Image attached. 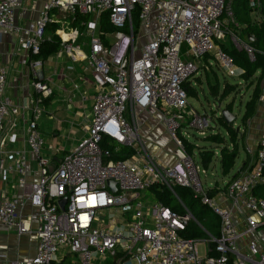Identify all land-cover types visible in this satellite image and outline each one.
I'll list each match as a JSON object with an SVG mask.
<instances>
[{
    "label": "built area",
    "instance_id": "obj_1",
    "mask_svg": "<svg viewBox=\"0 0 264 264\" xmlns=\"http://www.w3.org/2000/svg\"><path fill=\"white\" fill-rule=\"evenodd\" d=\"M21 2L0 0V43L4 36L16 37L22 64L35 72L40 63L30 58L39 55L47 29L56 25L61 50L87 62L97 93L87 136L55 166L42 154L45 144L37 122L26 123L27 152L39 173L35 182L26 184L24 152H7L0 159V182L13 181L14 188H22L20 197L12 192L2 197L0 227L36 241L32 257L9 264H62L67 255L80 264H264L259 233L264 228V199L253 194L264 185V128L253 166L224 188L231 208L211 197L212 189L203 180L205 170L184 154L187 121V128L200 132L211 128L204 116L191 113L187 119L184 85L198 75L197 62L210 55L227 76L240 78L243 72L237 73L232 58L216 46L226 37L253 60V50L227 27L238 24L226 0H45L38 18L23 27L16 24L25 13ZM248 8L260 13L259 0H248ZM82 16L89 19L82 21ZM103 16L113 33L100 29ZM78 19L84 34L70 26ZM81 36L88 39L85 55L77 44ZM32 86L36 104L51 96L48 85ZM129 111H135L132 117L145 111L158 113L177 150L175 156L178 151L184 155L173 165L156 163L147 151L148 140L128 120ZM17 114L18 107L6 93L5 71L0 69V132L4 119ZM7 143L15 144L16 136L10 135L0 146ZM121 148L131 150V155L113 160ZM109 181L115 183V193ZM155 185L172 193L173 188L191 190L193 199L218 218L219 235L204 232L201 240L185 237L188 224L195 222L188 210L180 214L154 198L141 199L142 192ZM26 204L36 212L35 228L23 214ZM240 207L245 216L239 227L234 208ZM199 245L204 247L203 256L197 252Z\"/></svg>",
    "mask_w": 264,
    "mask_h": 264
},
{
    "label": "crops",
    "instance_id": "obj_2",
    "mask_svg": "<svg viewBox=\"0 0 264 264\" xmlns=\"http://www.w3.org/2000/svg\"><path fill=\"white\" fill-rule=\"evenodd\" d=\"M44 1L45 0H22L21 3L23 8L25 9V13L22 17L16 20V24L23 27L28 23L34 22L39 16V11L41 10ZM226 1L230 4L232 0ZM229 4L227 3V6H229ZM261 15V12L257 14L250 11L251 22L256 25L260 24L262 21H264V19H262L264 15ZM78 26L76 25L74 26V28L78 29L79 32H82V34H84V30L81 27L79 28ZM149 31L153 33L154 26H152ZM50 34L54 35V32ZM47 36L46 40L50 38V35ZM82 39H84L87 43L88 39L85 36H81L77 42V44L80 45L81 52L83 53V55H85L88 52V44L82 41ZM16 45L17 40L14 36H4L1 39L0 69H3L5 71L6 93L9 95L12 104L18 107V114L16 116H7L4 119L3 130L0 132V143L2 140H7L10 135L16 136V143L13 145L7 143L5 147L0 146V159H4L7 152H24L28 161L25 181L26 184L29 185L38 179L39 173L35 161L27 152L24 132L26 123L31 120H35L37 122L38 128L41 132L45 144L42 154L48 158L51 166H55L65 155L72 152L76 148L77 144L87 136L88 124L91 116V108L97 90L93 83L91 71L87 66V62L81 58H70L67 54H65L60 48V40L57 51L51 56L47 58H42L40 56H34L30 58L32 62L37 61L38 63H40V65L35 69V72H33L28 66H24L22 64L23 55L20 52L16 51ZM210 58L211 56L208 55V58H205L206 62L205 60L197 62L199 73L188 82L187 87L196 93L195 97H197L198 94L195 88H201V82L205 83V81L206 84L208 83V85L211 87L212 85L209 84V78L211 76H216V74L214 73V69L216 68V66ZM207 62L209 63V65ZM203 77L204 80H202ZM35 82H41L48 85V87L52 91L51 96L43 98L40 104L35 103L38 97L32 86V84ZM261 92L262 93H260L255 113L246 122V132L244 131L245 129H243V134H245V136L236 144L237 157L239 148L244 151L245 155L244 159L241 161V166L234 173H232V170L234 169V166L236 164L237 157L235 159L234 166L230 170L228 175H223L220 164L221 148L226 147L228 150H231L233 147L232 143L229 147L227 145L218 146L214 143L208 142V144L216 146V152L214 151L215 149L207 150L212 151L214 160H219V173L221 177H227L228 181H222L221 185H219V181H213L207 185L206 181L204 180V183L209 186L210 189H212L210 191L211 197L215 198L220 204H222L223 207L226 208H231L232 206L225 198L224 188L226 184L231 180L239 177L246 169H250L255 161L258 138L262 128H264V90H261ZM211 96L214 97L213 95ZM42 104H45L49 108L56 106L57 108L61 109L62 111H60L65 115L64 118L66 119L63 121H58L57 126L54 125V115L48 113L45 109H42ZM226 111L230 113L231 108ZM190 113L191 112H189V109H187L188 120L190 119ZM138 115L135 117L128 115V117L130 116V122L138 127L141 136H144L149 142L151 141V138L155 136V134H158L157 132L161 128L159 125L156 126V124H148V122L144 121L141 118L140 114ZM156 117H158L159 120L161 119L159 115H156ZM213 118L214 120L216 119V114H214ZM142 121L145 124L144 127H146L145 130L143 129V131L145 132L144 135V132L140 131V123H142ZM63 127L67 128L71 132V134L77 136V138H74L73 140L74 142L76 141V144L72 147H69L68 149L62 147L61 143H58V138L55 139L57 136H59V132L63 129ZM161 130L163 132V128ZM243 131H240V133H242ZM216 134L220 135V132H213V129L212 132L210 130L209 134L207 133L208 137ZM243 134H241L240 136H242ZM225 135H227L226 132ZM221 136L223 135L221 134ZM186 142L189 145H193L189 141ZM152 144L154 145L155 149L159 150L155 155L152 156L154 160H158L156 163L162 165H173L179 160V155L175 156V152L177 150H175V147L170 142L169 147L175 150L171 155L163 154V152L159 148L160 144L159 146L156 145V142H152ZM195 146L196 145H194V147ZM161 149H163V147H161ZM201 152L202 151L200 150V153ZM198 164L201 165L200 157ZM3 165L6 167L9 165V162L6 161ZM203 169L206 172L203 179H206L208 170H215L214 167L211 166L207 169ZM228 177L230 178L228 179ZM11 183L12 184H4L0 182V201L2 200L4 194H11V192L13 195H16L18 197L21 196L22 188H14L13 181ZM234 210V220L236 224H239L240 227L242 218L245 216V212L241 209V207L238 210L234 208ZM23 214L27 217V219L31 220V227L35 228V226L37 225L35 217L36 212L30 207L29 204H26ZM259 233L260 236H262V242H264V228H261ZM35 248L36 241L33 239V237H18L15 231H7L0 227V255H3L5 257V259L0 260V264H9L15 260L30 258L34 255Z\"/></svg>",
    "mask_w": 264,
    "mask_h": 264
},
{
    "label": "trees",
    "instance_id": "obj_3",
    "mask_svg": "<svg viewBox=\"0 0 264 264\" xmlns=\"http://www.w3.org/2000/svg\"><path fill=\"white\" fill-rule=\"evenodd\" d=\"M260 2V12L262 15H264V0H259ZM230 10L233 14V17L235 21L238 24V28H233L231 25L227 26L228 29L241 41L244 45L249 46L253 50V60L251 61L247 55V53L244 50H237L235 48L229 49L226 46L219 44L220 49L228 54L234 63V66L237 69V73L243 72L241 75L242 81H247L250 78H252L256 73H259L260 75L264 76V21H262L260 24L256 25L250 20V9L248 8V0H232L230 2ZM80 19V17H79ZM77 20V22H71L70 26H78L80 20ZM88 16H82L81 20L86 21L88 20ZM100 29L106 33H113L114 29L109 25L107 22V19L105 16L101 19ZM135 26L137 28L138 24L135 22ZM57 29L56 25L50 26L46 34L50 35V38L45 40L41 47L39 55L42 58H47L54 54L58 49L59 40L56 36L50 34L53 33ZM48 37V36H47ZM227 40H229L226 37ZM231 43V42H230ZM208 58V56L204 57L203 60ZM211 59V58H210ZM212 60V59H211ZM208 63V62H207ZM209 65V63H208ZM188 83L184 85L187 97L192 96L194 97L196 95L195 92H193L191 89L187 87ZM218 87L217 86H211L210 87V93L214 97L217 96ZM234 89L233 87L228 86L227 84L224 85L223 89V97H226L228 94H230V90ZM260 96V89L258 86L255 87V90L253 91V94L251 95L250 100L245 105L244 114L242 117L243 121H248L255 113L257 103ZM231 107V105L228 106V109ZM216 122L220 124V126L224 129L228 136V140L232 143V149L228 150L226 147H222L220 151V164H221V170L223 175H228L230 170L234 166L235 159L237 157V141H236V134L235 130L232 127L231 124H227L223 118L217 117ZM207 142L214 143L218 146H225L226 140L221 135H213L209 136ZM185 148L189 153L194 149V146L189 145L186 141H184ZM102 147H105L104 144H101ZM132 151L128 149L121 148L119 155H116L113 157V160H122L125 159L127 156L131 155ZM200 163L201 166L205 169H207L212 161V158L214 157L212 151L209 150H203L200 154ZM177 189H180L178 192L181 194V196H184V200L186 203H182L184 205V208L190 212L192 215L194 221L201 227L199 229L195 226V224L189 223L186 230L185 237L187 238H194L198 239L204 236L203 232L208 233L209 235L213 237H217L219 235V220L218 218L209 210L207 206L202 204L200 201L195 200L189 197H187L186 190H183L182 188H173V192H170L165 186L161 185H155L150 187L147 192L150 195H153V198L157 200L158 202H161L164 206L172 209L173 211H177V203H176V195H177ZM254 196L257 198L264 199V185H261L254 191ZM68 257V256H67ZM63 260L62 264H65V261L67 259ZM66 264H69L66 262Z\"/></svg>",
    "mask_w": 264,
    "mask_h": 264
},
{
    "label": "rangeland",
    "instance_id": "obj_4",
    "mask_svg": "<svg viewBox=\"0 0 264 264\" xmlns=\"http://www.w3.org/2000/svg\"><path fill=\"white\" fill-rule=\"evenodd\" d=\"M227 3L229 4V2L226 1V5H227ZM229 6H230V4H229ZM229 6H227L228 10H230ZM262 19H264V17H262ZM96 36L98 37V35H96ZM82 41L87 43L84 39H82ZM219 44H222L229 49L235 48L232 46L230 41L227 40L226 38L223 39L222 42H216L217 47L219 46ZM141 45L142 44L140 43L139 47H141ZM211 59H212L214 65L216 66V68H218L217 63L212 56H211ZM216 68L214 69V73L216 74V76H211L210 78L208 76V78H209V84L210 85H212V86L216 85L218 87L217 97H212L210 95L211 94L210 93V91H211L210 86L208 85V83L206 84V81H205V83L201 82V84H200V85H202L201 88H199V89L195 88L197 93H198L197 97L189 96L187 99L189 112H191V113L197 112L194 114H198L200 116H202L203 114H206L203 116H205V118L210 119L209 124L211 126V128L205 129V130H203V132H200V130L193 128V127L187 128V124H189L190 121L189 122L187 121L186 125L183 126L185 128L183 130V132H185V135H187V137H188V138L185 137L187 139V141H189L191 144H193L192 146H194V145L197 146V147L195 146L196 148L194 147V149L191 151V153H189L187 151V149L184 148V154L185 155H193V158H194L196 163H199L198 154H200V150L201 151L207 150V149L214 150L216 147L215 145H210L207 142V140L209 138L207 133L209 134L210 130L212 132V129H213V132H220V135L222 134L224 136V139L227 141L226 145L229 147L231 146V142L228 140V136L225 135V131L222 129L220 124L216 122V119L214 120V118H213L214 114H216V118L220 117L219 114H220L221 110H228V105L229 104L231 105L230 113L234 117V121L232 122V127L235 130V134L237 135L236 140H237V142H239L245 136V134H243L244 131L246 132L245 125H246L247 121L242 120L244 110H245V105L249 101L250 96L253 94V91L255 90L256 86L259 87L260 93H262L261 90H264V76H262L260 74H255L249 80L242 81L241 78L229 77L223 71H221L219 68L218 69H216ZM210 74H212V73H210ZM205 78H206V76H205ZM202 80H204V77L202 78ZM224 84H228L230 87L234 88V89L230 90L231 91L230 94H228L226 97H223V95H224L223 94L224 93L223 92ZM42 109H45L48 113H51L54 115V125H56V126H57L58 121H63L66 119V118H64L65 115L61 113L62 110L57 108L56 106L49 108L45 104H42ZM131 113H135V111H129L128 115H131ZM140 115L144 121L148 122V124H156V126L159 125L161 129L163 128L162 124H160L159 118L156 117V115H158V114H154L151 111H145V112H141ZM128 120L131 121L130 116L128 117ZM144 125L145 124L142 121V123H140V131L141 132H144L143 129L144 130L146 129V127H144ZM161 129H159V131L157 132L158 134H155L156 137L155 136L152 137L151 141H149L147 143V147H146L147 151L152 156L155 155L159 151L158 149L154 148V145L152 144V142H154V143L156 142V145L159 146V144H160V146L163 147V149H161V147L159 146V148L163 152V154H170L171 155L176 150V149L175 150L171 149L169 147V141H168V138L165 134L164 128H163V132ZM243 129H245V130L243 131ZM240 131H243V132L240 133ZM144 134H145V132L143 133V135ZM241 134H243V135L240 136ZM140 135H141V133H140ZM239 136H240V138H239ZM142 137H144V136H142ZM74 138H77V136L74 134H71V132L67 128L63 127V129L59 132V136H57L55 139L58 140L59 144L61 143L62 147L68 149L69 147H72L73 145L76 144V141L75 142L73 141ZM239 145H240V143H239ZM214 151L216 152L217 150L215 149ZM184 154L182 153V155H184ZM178 155L182 156L179 151H178ZM244 155H245L244 151L241 148H239L238 157L236 159V164L234 166V169L232 170V173H234L241 166V161L244 159ZM157 161L158 160L156 159L155 162H157ZM218 161L219 160H216V159L214 160V158H212V161H211L209 167L210 166L214 167L215 170L214 171H211V170L207 171L206 179H203L206 181L207 185L213 181H219V185H221L222 181H224V180L228 181L227 177H221V175L219 173V164H218L219 162ZM229 178L230 177H228V179ZM179 190L180 189H177V195H176V203H177V207H178L176 212L181 214V213H184V211H185L183 204L186 203V201L184 200L185 199L184 196H181V194H179V192H178ZM183 190H186L187 197L192 199V191L189 189H183ZM141 199H144V201H146V199H150V202H151V201H153V196L150 195L147 191H145V192H142ZM192 224H195L196 227L201 229L195 222H192ZM205 236L206 235L204 234V236H202L201 238L199 237L200 240L203 239ZM197 252L200 256H203L204 255V247L202 245H199L197 247ZM67 256H66L67 259L65 261V264H66V262L69 264H80L79 261L77 260V258L73 257V255H67Z\"/></svg>",
    "mask_w": 264,
    "mask_h": 264
},
{
    "label": "water",
    "instance_id": "obj_5",
    "mask_svg": "<svg viewBox=\"0 0 264 264\" xmlns=\"http://www.w3.org/2000/svg\"><path fill=\"white\" fill-rule=\"evenodd\" d=\"M223 120L227 123V124H231L234 121V117L226 110H221L220 114H219ZM108 187L110 188L112 193H115L116 189H115V183L112 181H109L108 183ZM65 203L64 200H62L60 202V205L63 206Z\"/></svg>",
    "mask_w": 264,
    "mask_h": 264
}]
</instances>
